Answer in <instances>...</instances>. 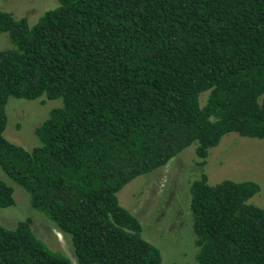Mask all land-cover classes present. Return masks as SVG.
Returning <instances> with one entry per match:
<instances>
[{"label":"trees","instance_id":"1","mask_svg":"<svg viewBox=\"0 0 264 264\" xmlns=\"http://www.w3.org/2000/svg\"><path fill=\"white\" fill-rule=\"evenodd\" d=\"M0 32V170L69 238L75 264L161 263L117 194L191 145L195 264H264L259 185L204 172L230 133L264 146V0H57L32 25L0 9ZM43 96L61 106L28 151L4 137L6 103ZM13 192L0 179V208ZM0 264L73 263L25 219L0 225Z\"/></svg>","mask_w":264,"mask_h":264},{"label":"rangeland","instance_id":"2","mask_svg":"<svg viewBox=\"0 0 264 264\" xmlns=\"http://www.w3.org/2000/svg\"><path fill=\"white\" fill-rule=\"evenodd\" d=\"M57 0H0V9L15 18H25L34 24L46 11L55 8ZM11 46L6 34L0 32V51ZM207 93L200 96V105ZM61 106V100L41 97L36 100L9 98L4 137L30 151L39 145L35 130L45 121L51 110ZM195 145L184 149L165 166L139 176L117 194L119 204L141 224V235L161 254L160 264H195L197 247L189 211V185L200 170L195 161ZM208 183L223 180L251 181L260 191L249 203L264 208V146L261 141L230 133L213 148L204 166ZM0 179L14 189L15 204L0 208V225L7 229L25 219L31 221L36 236L49 249L64 254L75 264L69 238L42 213L30 206L28 194L10 181L0 170Z\"/></svg>","mask_w":264,"mask_h":264}]
</instances>
